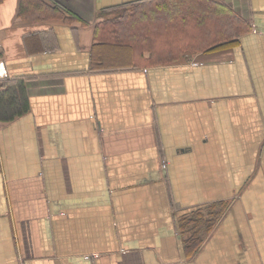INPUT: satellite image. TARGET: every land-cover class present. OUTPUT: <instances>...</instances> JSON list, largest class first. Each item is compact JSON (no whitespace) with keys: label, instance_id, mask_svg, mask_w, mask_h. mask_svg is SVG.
<instances>
[{"label":"crops","instance_id":"0c3cea01","mask_svg":"<svg viewBox=\"0 0 264 264\" xmlns=\"http://www.w3.org/2000/svg\"><path fill=\"white\" fill-rule=\"evenodd\" d=\"M129 1L0 0V264H264V0H223L226 45L94 68Z\"/></svg>","mask_w":264,"mask_h":264},{"label":"trees","instance_id":"16d2710c","mask_svg":"<svg viewBox=\"0 0 264 264\" xmlns=\"http://www.w3.org/2000/svg\"><path fill=\"white\" fill-rule=\"evenodd\" d=\"M191 24L196 32L205 30L209 37L202 40L199 35V41L194 37L188 43ZM248 29L246 20L223 0L129 1L96 24L91 62L97 69L172 63L188 51L197 53L233 42ZM198 232L188 237L189 248L200 242Z\"/></svg>","mask_w":264,"mask_h":264},{"label":"rangeland","instance_id":"374dc122","mask_svg":"<svg viewBox=\"0 0 264 264\" xmlns=\"http://www.w3.org/2000/svg\"><path fill=\"white\" fill-rule=\"evenodd\" d=\"M105 13L111 15L113 11H107ZM187 35H188L187 38L188 43L192 42L194 40V37H196V40L199 41L200 40L199 35H201L202 40H205L206 36L209 37L208 33L205 30H203L202 32L201 30L196 32L195 27L192 24L187 29ZM186 54H188V56H191L194 55L195 53L188 51ZM156 66H160V65H141L139 67H156ZM218 208L216 210V208L214 209V206H212V207H207V208L205 207L202 209H198L197 211L191 213L189 212L182 213L181 214L182 218L180 219L179 224H180V231L182 232V234H184L185 238L189 237L190 234H194V232L196 231L199 232L201 231L202 233L201 237H203L205 231H207V228L209 229L210 224L206 225L204 222H202L201 218H204L205 216H210L211 212L213 213L214 211L215 214L220 215L224 207L219 209ZM205 227L207 228L205 229Z\"/></svg>","mask_w":264,"mask_h":264},{"label":"built area","instance_id":"2783aa9c","mask_svg":"<svg viewBox=\"0 0 264 264\" xmlns=\"http://www.w3.org/2000/svg\"><path fill=\"white\" fill-rule=\"evenodd\" d=\"M4 71L2 69H0V78L4 76Z\"/></svg>","mask_w":264,"mask_h":264}]
</instances>
